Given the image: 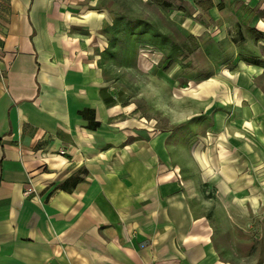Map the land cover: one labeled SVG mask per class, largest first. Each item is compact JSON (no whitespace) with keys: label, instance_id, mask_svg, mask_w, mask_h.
<instances>
[{"label":"crops","instance_id":"1","mask_svg":"<svg viewBox=\"0 0 264 264\" xmlns=\"http://www.w3.org/2000/svg\"><path fill=\"white\" fill-rule=\"evenodd\" d=\"M65 1L0 0V264H264L260 158L136 130L89 67L103 21Z\"/></svg>","mask_w":264,"mask_h":264},{"label":"rangeland","instance_id":"2","mask_svg":"<svg viewBox=\"0 0 264 264\" xmlns=\"http://www.w3.org/2000/svg\"><path fill=\"white\" fill-rule=\"evenodd\" d=\"M65 3L74 16L103 21L97 38L84 39L89 67L102 74L110 104L132 109L136 130L184 148L197 142L226 147L240 138L248 158H260L261 166L247 172L262 186L264 0ZM248 215L249 233L258 226L261 237L264 213Z\"/></svg>","mask_w":264,"mask_h":264},{"label":"trees","instance_id":"3","mask_svg":"<svg viewBox=\"0 0 264 264\" xmlns=\"http://www.w3.org/2000/svg\"><path fill=\"white\" fill-rule=\"evenodd\" d=\"M86 112H89V111L82 112L83 118H84V114H86ZM87 120H88V125H87L88 128L95 129V128L99 127V123L95 122L93 118H90V119L87 118ZM76 180H77V177H74V176L70 177V179H69V181H71V182H74Z\"/></svg>","mask_w":264,"mask_h":264},{"label":"built area","instance_id":"4","mask_svg":"<svg viewBox=\"0 0 264 264\" xmlns=\"http://www.w3.org/2000/svg\"><path fill=\"white\" fill-rule=\"evenodd\" d=\"M31 192H33L32 188H27L25 191H24V195L25 196H28L31 194Z\"/></svg>","mask_w":264,"mask_h":264}]
</instances>
